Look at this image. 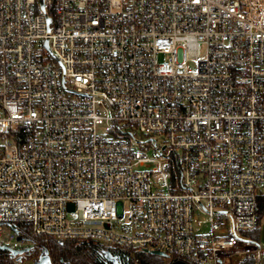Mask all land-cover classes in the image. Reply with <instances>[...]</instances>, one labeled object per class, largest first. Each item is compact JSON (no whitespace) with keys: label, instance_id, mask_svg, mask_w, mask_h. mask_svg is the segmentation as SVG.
I'll list each match as a JSON object with an SVG mask.
<instances>
[{"label":"built area","instance_id":"built-area-1","mask_svg":"<svg viewBox=\"0 0 264 264\" xmlns=\"http://www.w3.org/2000/svg\"><path fill=\"white\" fill-rule=\"evenodd\" d=\"M263 192L264 0H0V245L31 248L13 264L44 254L28 229L256 259Z\"/></svg>","mask_w":264,"mask_h":264},{"label":"trees","instance_id":"trees-1","mask_svg":"<svg viewBox=\"0 0 264 264\" xmlns=\"http://www.w3.org/2000/svg\"><path fill=\"white\" fill-rule=\"evenodd\" d=\"M264 215V199L260 201L259 223ZM259 228V227H258ZM252 234L256 241L257 229ZM24 235L41 251H47L53 264H114L107 257L110 253L116 257L117 264H172L176 260L173 256L163 257L152 254L150 251L125 250L115 247H105L93 241L45 239L34 235L29 229ZM0 264H13L9 253L0 255ZM240 264H255L253 259H245Z\"/></svg>","mask_w":264,"mask_h":264},{"label":"water","instance_id":"water-1","mask_svg":"<svg viewBox=\"0 0 264 264\" xmlns=\"http://www.w3.org/2000/svg\"><path fill=\"white\" fill-rule=\"evenodd\" d=\"M50 22V19H49ZM0 251L2 252H8L12 258H21L24 254H29L31 251V248L27 247L21 250H14L8 246L0 245ZM152 254L168 257V255L161 251H151ZM107 257L110 261H112L114 264H117L116 257L112 256L110 253L107 254ZM34 264H52L51 258L47 251L44 252V254L34 262ZM172 264H187L183 261H173Z\"/></svg>","mask_w":264,"mask_h":264},{"label":"crops","instance_id":"crops-1","mask_svg":"<svg viewBox=\"0 0 264 264\" xmlns=\"http://www.w3.org/2000/svg\"><path fill=\"white\" fill-rule=\"evenodd\" d=\"M263 217L264 215L261 217L259 228L257 229V235L255 241L263 251L260 254H258V257L256 259H253L255 261V264H264V220H263L264 218ZM250 235L252 237V234ZM242 261H239L237 264H240Z\"/></svg>","mask_w":264,"mask_h":264},{"label":"rangeland","instance_id":"rangeland-1","mask_svg":"<svg viewBox=\"0 0 264 264\" xmlns=\"http://www.w3.org/2000/svg\"><path fill=\"white\" fill-rule=\"evenodd\" d=\"M202 56H204V53H202ZM189 69H190L193 73L196 72V70H197V64H196V62H191V63L189 64ZM263 196H264V192H263ZM262 199H264V197H263ZM262 199H261V200H262ZM125 209H126V216L122 219V223H127V221H128V215H127L128 205H127V204H125ZM71 218L74 219L75 216H71ZM263 218H264V217H263ZM263 220H264V219H263ZM135 252H138V250H135ZM229 262H230V263H233V264H237V263L239 262V260H238L237 258H233V259H231ZM27 264H34L33 259H28Z\"/></svg>","mask_w":264,"mask_h":264}]
</instances>
